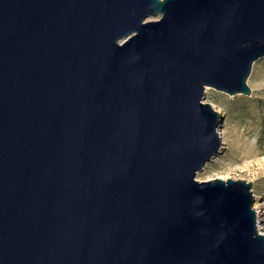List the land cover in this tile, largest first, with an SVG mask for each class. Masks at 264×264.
I'll return each mask as SVG.
<instances>
[{"label":"water","instance_id":"1","mask_svg":"<svg viewBox=\"0 0 264 264\" xmlns=\"http://www.w3.org/2000/svg\"><path fill=\"white\" fill-rule=\"evenodd\" d=\"M260 56L264 0H0V264H264L251 181L195 178Z\"/></svg>","mask_w":264,"mask_h":264},{"label":"rangeland","instance_id":"2","mask_svg":"<svg viewBox=\"0 0 264 264\" xmlns=\"http://www.w3.org/2000/svg\"><path fill=\"white\" fill-rule=\"evenodd\" d=\"M157 16H149V19ZM250 93H228L211 85L204 88L203 101L224 112L217 131L220 147L195 172V178H243L251 181L252 207L258 210L264 231V56L252 62L246 78ZM255 205V206H254ZM256 207V208H255ZM258 226V224H257Z\"/></svg>","mask_w":264,"mask_h":264},{"label":"bare ground","instance_id":"3","mask_svg":"<svg viewBox=\"0 0 264 264\" xmlns=\"http://www.w3.org/2000/svg\"><path fill=\"white\" fill-rule=\"evenodd\" d=\"M207 86H205L204 88H206ZM221 131H218V134L220 133ZM255 206V205H254ZM256 208V207H255ZM256 214H257V218H258V210L256 209ZM257 224H258V228H260V225H259V220H257ZM261 233L264 234V231H262Z\"/></svg>","mask_w":264,"mask_h":264}]
</instances>
